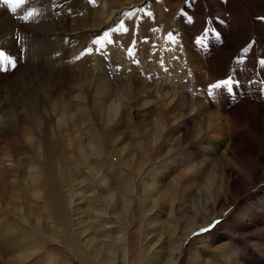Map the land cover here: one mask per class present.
<instances>
[{"label":"rangeland","instance_id":"rangeland-1","mask_svg":"<svg viewBox=\"0 0 264 264\" xmlns=\"http://www.w3.org/2000/svg\"><path fill=\"white\" fill-rule=\"evenodd\" d=\"M131 1L132 5L121 6L119 9L113 4L107 6L111 0H0V167L15 169L14 164L22 160L27 162L31 152L36 150L38 152L40 141L45 135L52 138L55 132L61 131L67 145L74 146L76 143L77 146L83 143L86 135L88 136L89 126L101 134L103 129L101 125L106 113L108 116L109 113L112 114V119L107 125L111 131L110 134L116 135L115 141L118 140L116 144L122 141V144H118L120 146L118 148L124 149L128 144L136 145L141 134H149L153 130L154 120L161 112L159 107L171 101H174L173 104L178 103L182 91L195 102L205 93H214V89H211L213 83L220 81L222 83L224 79L242 82L239 61L246 63L245 65L250 69L252 73L250 79L257 80V76L264 77V63H262L264 44L261 40L264 39V0ZM122 2L123 0H119V4ZM124 2L128 3V0ZM244 11L246 28L242 30L241 27L242 29L236 33L237 29L228 16L236 17ZM107 14L111 15L106 19ZM220 22L226 24V27L224 30L218 29L217 33L213 34L215 37L213 39L216 40L217 48H224V52L214 53L211 60H205L198 51L197 43L201 41V38L206 40L208 30L215 31L214 24H220ZM41 39L44 43H48L46 50L48 49L47 54L50 55L48 57L51 62H44V59L39 61L35 57V46L41 42ZM144 45L147 47L146 50ZM186 52L191 53L187 55ZM161 53H165L166 62L160 58ZM191 58L195 61L190 64ZM170 64H175L177 70L180 67L187 79L182 80V74L172 69ZM171 75L172 80V77H169ZM192 76L197 79L196 83L192 82ZM177 79L178 83L184 81V89L180 91L178 89V95L173 97L176 90H173L172 86L164 87ZM101 90H104V95L100 94ZM166 93L168 99H162V94ZM59 96L64 98L63 102L68 110L65 113L56 114L53 112V101ZM120 101L122 103L119 104ZM95 102H98L96 106L98 111L93 110ZM120 105L122 108H119ZM126 107L131 114L130 117L125 114ZM89 112L90 115L91 112L94 113L95 125L88 122ZM195 113L196 111L189 112V116L192 117ZM36 115L40 117L44 126L37 129L27 140L24 138V133L17 130V124L21 122L26 126L30 117ZM250 118L253 123V116ZM219 122L218 124L222 121ZM191 126L186 132L185 128L172 129L169 132V136L174 138L182 135L184 146L177 157L165 159L166 161H162L163 159L159 157L156 162L159 164H150L143 178H133V180L143 179L144 183H152L149 190L159 191L163 187L161 183H169L178 175H182L185 168L192 162L191 160L181 161V159L190 156L197 145L192 142V128L196 126V123ZM10 135L13 137L12 141ZM237 135L244 140V144L264 146V137L259 132L253 133L246 130ZM204 140L207 142L212 140L224 146V142L212 138L211 135L205 136ZM20 144L23 145L24 150L16 154L15 158L8 161V157L2 155L6 147L14 150L16 145ZM201 147L202 145H197L199 152L202 153L199 159L200 164L208 160ZM169 149L170 146L166 143L162 149L163 154ZM80 152L81 155L88 153L85 148ZM111 161L123 168L122 161L115 153L111 156ZM163 163L167 164L166 169ZM220 174L214 184L215 193L223 178V174ZM99 176L100 174L97 178ZM244 176H246L245 184L242 186L247 188L241 194L234 190L235 195L232 198L234 202L220 217H214V221L211 220L207 225L208 232L203 231L207 228L201 226L197 228L198 232L196 230L186 237L180 264H189L190 258L197 255L201 256L204 264H212L210 262L213 259L220 260L223 255L235 256L234 249L237 246L239 248L253 247L255 237L252 231L241 238L235 226L248 223L246 217L248 206L256 203L260 198L261 201L263 200L264 167L261 169L257 164L254 172H246ZM204 180L205 175H201L199 181L203 183ZM21 185H24L22 180L15 181L14 186ZM196 185L189 187V189L192 188L190 194L185 196L179 205L184 204L181 208L176 207L177 210L174 211L173 220L177 221L178 230L183 226L182 221L178 219L184 211L188 209L191 211L184 214L186 218L192 216L203 218L201 215L205 214L206 208L211 203L209 200L207 204H204V193L202 196ZM91 187H95L94 182ZM28 191L32 193L30 185ZM191 194L194 195L190 196ZM70 195L71 192H68L69 198ZM40 196L43 198L44 192ZM151 203L152 198L149 199L148 207ZM31 206L34 211H41V207H44V198L39 201V204H35L33 200ZM165 208L167 211L170 209L167 203L162 202L146 216L154 217L156 209H161L164 213ZM261 208L259 212L263 213V216L264 206ZM208 215L211 217L210 214H206ZM79 218L83 222L86 215H79L74 219L76 221ZM17 219L20 220V218ZM163 219L164 215L161 217V220ZM136 220L134 228L129 230L137 232L140 229L145 232L152 227V225L144 227L141 219ZM48 223L52 227V222L48 221ZM108 226L111 225L108 224ZM116 226L123 228L127 236V229L122 224H116ZM27 227L29 226L20 229L18 233L23 235ZM262 227L263 233L259 234L257 239L264 238V224ZM230 228L232 232L229 231ZM210 233L212 234L209 235ZM150 236H147L146 240ZM229 236L236 237L237 243H227L226 238ZM201 237H205L208 244L205 249L196 244ZM164 239L165 237L161 238V244ZM82 241L80 238L79 242L82 243ZM164 242H168V239ZM54 245L60 246L58 243ZM195 251V255H192ZM252 257L255 261L261 260L258 254ZM125 260L126 264H135L128 254ZM237 261L242 262L238 256ZM242 263L248 264L244 261Z\"/></svg>","mask_w":264,"mask_h":264},{"label":"bare ground","instance_id":"bare-ground-1","mask_svg":"<svg viewBox=\"0 0 264 264\" xmlns=\"http://www.w3.org/2000/svg\"><path fill=\"white\" fill-rule=\"evenodd\" d=\"M132 3L131 0H128V3L123 0L122 4H119V0H111L107 6L113 4L120 9L121 6L132 5ZM244 13L245 11L241 12L239 17L228 16L237 29L236 33L246 28L247 21ZM109 15L111 14H107L105 18L107 19ZM225 25L222 22L214 24L215 31L209 29L207 39L201 38V41L197 43L198 51L202 57H205V60H211L214 53L224 52V48H217L214 35L218 29L224 30ZM228 31L227 29V33ZM261 40L264 44V39ZM47 44L41 39V42L35 46L34 54L39 61L44 59V62H51L48 57L50 55L47 54L48 49L46 50ZM146 48L144 45V50ZM227 53L228 51L225 52L226 55ZM160 58L164 59V62L167 60L165 53H161ZM193 61L195 60L191 58L189 63ZM245 64L239 61L243 80L239 84L234 82L231 93L224 88L214 89L213 94L205 93L202 98L193 102L188 94L182 91L178 103L173 104L174 101H171L162 104V107H159L160 115H157L154 120L153 130L149 134H141L136 145L128 144L124 149L118 148L120 147L118 144H122V141L116 144L118 141L117 139L115 141L116 135L110 134L111 131L107 125L112 119V114L108 112L109 116L106 113L103 125H101L103 127L101 134L89 126L88 136L86 135L83 143L77 146L76 143L74 146L67 145L61 131L55 132L52 138L45 135L40 141L38 152L37 150L31 152L27 162L22 160L14 164L15 169L0 167V264H126L127 254L132 257L135 264H180L186 237L196 230L198 232V227L207 228L214 217H220L234 202L232 200L235 195L234 190L239 191L240 194L244 192L247 187L242 185L245 184L246 172H254L257 164L261 169L264 167V146L244 144V140L238 138L237 135L247 130L253 133L259 132L264 137V77L257 76L259 82L256 79H250L252 73ZM172 65V69H176L175 64ZM177 71L180 75L182 74V80H185L186 77L180 67ZM169 77L171 78L172 75ZM196 80L192 76V82L196 83ZM183 84L184 81L178 83L177 79L173 83H167L168 87L164 88L172 86V89L176 90L173 97L174 95L176 97L178 89L179 91L184 89ZM105 87L107 88V85ZM100 94L104 95V90H101ZM161 97L168 99V94H162ZM123 99L126 102L125 96ZM63 101L65 100L61 96L54 99L53 112L60 114L68 110ZM97 104L98 102L93 107L95 111H98ZM126 105L128 107V103ZM127 107L124 109L125 114L130 117L131 114ZM119 108L122 106L120 105ZM192 111L196 113L191 117L189 112ZM92 112L91 115L89 112L88 122L95 125L96 120ZM251 116L254 118L253 123L250 121ZM219 120L222 122L220 123ZM193 123H196V126L192 128V142L202 145L207 159L210 160L209 163L206 159L207 161L200 164L199 159L202 153L195 145L190 156L181 159V161L188 162L191 160L190 166L186 167L184 173L178 175L173 181L161 183L162 191L161 189L156 190L157 192L149 190L152 183H144L143 179L133 180V178H143L144 174H147L146 169L151 166L150 164H155L159 157L163 159L162 161L177 157L178 152L184 146L182 135L174 138V136H169V132L179 128H185L186 132ZM43 126L40 117L36 115L30 117L26 126L21 122L17 124V130H21L24 138L28 140L37 129ZM207 135L224 142V146H220L218 142H212L213 139L207 142L204 140ZM9 137L12 141L13 137L11 135ZM166 143L170 149L163 154L162 149ZM23 148L21 144L16 145L14 150L6 147L2 155L8 157L9 161L24 150ZM84 148L88 152L87 155H81L80 151ZM113 153L122 161L123 168L111 161ZM163 164L166 169L167 164ZM219 172H222L223 178L215 193L213 188L219 178ZM98 174L100 176L97 178ZM201 175H205L203 183L199 181ZM19 179L24 185L14 186L15 181ZM93 182L95 187L92 188ZM29 185L32 193L28 191ZM193 185L201 191L202 196L204 193L205 203H203L207 204L209 200L211 203L206 208L205 214L201 215L203 218L193 217V213L191 215L193 218L190 217L192 219L186 218L184 214L190 210L184 211L178 219L182 221L183 226L178 230L173 214L177 210L176 207L181 208L184 204L179 205L180 201L190 194L192 188L189 189V187ZM42 192L45 194L44 207H41L39 212L34 211L31 202L34 200L35 204H39V201L43 199L40 196ZM68 192H71L70 198L67 196ZM196 194L198 196V193ZM150 198H152V203L149 208ZM262 198V201L260 198L256 203H250L251 205L248 206L246 217L249 222L235 226L241 238L245 237L247 232L252 231L255 237L253 247L239 248L237 246L234 249L235 256L223 255L220 260L213 259L210 263L243 264L244 261L248 264H264V238L257 239L259 234L263 233L261 230L264 215L262 216L263 213L259 212L264 206V196ZM162 202L170 207L168 211L165 206L164 213L161 209H156L154 217L146 216ZM206 214H210L211 217ZM79 215H86V219L83 222L80 218L75 221L74 218ZM163 215L164 219L161 220ZM137 218L141 219L144 227L151 225L152 227L145 232L140 229L137 232L129 230L135 226ZM48 221L52 222V227L49 226ZM116 224H122L127 229V236L123 228H117ZM25 226L29 227L25 229L23 235L19 234L18 231ZM229 231L233 230L230 228ZM147 236L150 238L146 240ZM164 237L161 244L160 240ZM80 238L83 244L79 242ZM204 238H199L196 244L205 249L208 244ZM167 239L168 242H164ZM226 240L229 244L238 241L236 237L231 236ZM56 243L60 246H55ZM195 253L196 251L192 255ZM254 254L261 256V260L255 261L252 257ZM237 256L242 262L237 261ZM214 261L219 262L213 263ZM189 264L204 263L201 256L197 255L190 258Z\"/></svg>","mask_w":264,"mask_h":264},{"label":"snow or ice","instance_id":"snow-or-ice-1","mask_svg":"<svg viewBox=\"0 0 264 264\" xmlns=\"http://www.w3.org/2000/svg\"><path fill=\"white\" fill-rule=\"evenodd\" d=\"M262 63H264V61H262ZM224 81L225 83H221L220 82H217V83H213L211 85V89H227V91L229 93H231L233 91V84H234V81L232 79H224L222 80ZM236 84H239L240 82L237 80L235 81ZM209 229H204L203 231H208Z\"/></svg>","mask_w":264,"mask_h":264}]
</instances>
